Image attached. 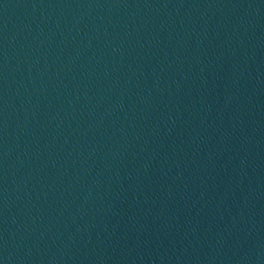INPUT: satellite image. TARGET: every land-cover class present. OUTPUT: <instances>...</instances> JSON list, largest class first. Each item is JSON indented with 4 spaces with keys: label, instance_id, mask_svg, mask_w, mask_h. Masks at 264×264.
Returning <instances> with one entry per match:
<instances>
[{
    "label": "water",
    "instance_id": "obj_1",
    "mask_svg": "<svg viewBox=\"0 0 264 264\" xmlns=\"http://www.w3.org/2000/svg\"><path fill=\"white\" fill-rule=\"evenodd\" d=\"M209 0H0V264H55Z\"/></svg>",
    "mask_w": 264,
    "mask_h": 264
}]
</instances>
